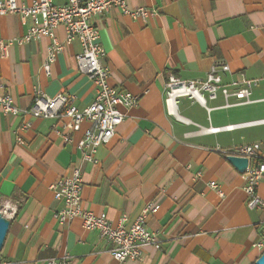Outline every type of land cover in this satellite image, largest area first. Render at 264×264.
<instances>
[{"label": "crops", "instance_id": "1", "mask_svg": "<svg viewBox=\"0 0 264 264\" xmlns=\"http://www.w3.org/2000/svg\"><path fill=\"white\" fill-rule=\"evenodd\" d=\"M4 1V0H0ZM33 0H18L30 4ZM62 3V0H54ZM131 8L157 10L149 20L133 19L114 7L92 21L107 51L110 83L139 95L116 134L97 151L96 163H82L76 143L84 122L66 143L58 120L0 111V210L10 218L0 264H50L70 255L71 264H256L264 250V207L247 206L245 180L229 160L237 149L258 144L264 163V0H127ZM32 24L17 14L0 16V37H23ZM66 42L63 25L55 28ZM51 39L12 44L0 57V95L28 109L35 90L49 97L75 95L80 108L90 105L96 85L77 67L82 47L69 42L47 74L43 69ZM227 63L231 74L257 84L252 102L225 107V98H179L176 116L168 112L170 75L204 79L214 65ZM233 100V99H232ZM232 126L231 128H226ZM215 129V130H212ZM23 143L18 142V137ZM82 168L83 204L106 213L113 226L127 217L130 226L148 203L159 205L147 216L161 248L146 246L143 259L119 262L112 244L80 218L60 224L63 202L51 185ZM217 181L224 195L211 188ZM264 200V178L258 186Z\"/></svg>", "mask_w": 264, "mask_h": 264}, {"label": "built area", "instance_id": "2", "mask_svg": "<svg viewBox=\"0 0 264 264\" xmlns=\"http://www.w3.org/2000/svg\"><path fill=\"white\" fill-rule=\"evenodd\" d=\"M118 7L123 13L133 19L149 20L157 15V10L147 7L131 8L127 0H33L30 4L19 3L18 0L0 1V16L17 14L23 22L32 20L27 33L16 40L18 44L49 37L51 43L43 63L44 71L49 74L51 65L57 55L69 42L78 40L82 50L77 55L78 70L87 75L96 85L93 102L85 108L75 104V95L58 94L49 97L41 89L35 90L34 98L28 109L18 107L9 94L0 95V111L5 114H30L33 117L58 120L56 132L66 143L74 142V134L80 131L84 122L90 126L84 136L77 141L76 147L82 163H96V154L100 146L108 144L116 134V127L125 120V114L119 106H135L140 99L129 91L119 90L110 83V69L106 62L107 51L100 43L99 30L92 21L93 17L101 16L110 9ZM63 25L66 31V42L58 40L55 28ZM0 37V57L8 56L9 48L16 43ZM230 73V66L225 63L214 65L204 79L183 80L170 75L166 83V104L168 112L176 114V104L179 98L187 97L197 100L207 107V99H216L219 94L225 98V107L252 102V90L257 84L254 79L240 73L224 81V74ZM3 84L0 82V89ZM233 99V100H232ZM227 126L226 128H231ZM215 130V129H212ZM18 142L23 143L19 136ZM258 144L243 146L233 155L248 159V167L242 172L245 180L244 190L247 194V206L251 209L263 208L264 200L258 194V186L264 178V163L259 160ZM71 176H63L51 185L54 196L63 202L55 217L60 224H67L80 218L88 230H97L101 237L112 244L111 253L119 262L126 260H142L143 249L146 246L161 248V240L148 227L147 216L157 213L159 205L148 203L130 226H125L127 217L123 216L118 226H113L106 213L95 214L83 204L82 168L77 166ZM211 188L219 195L224 192L217 181L209 182ZM264 250V237L258 243ZM71 257L65 254L61 259H51L50 264H71Z\"/></svg>", "mask_w": 264, "mask_h": 264}, {"label": "water", "instance_id": "3", "mask_svg": "<svg viewBox=\"0 0 264 264\" xmlns=\"http://www.w3.org/2000/svg\"><path fill=\"white\" fill-rule=\"evenodd\" d=\"M228 160L240 171L244 172L246 167H248V159L245 157H240L236 155H229ZM10 218L8 219L7 216L3 214L0 210V260H1V251L3 249L7 233L10 228ZM256 264H264V252L263 254L257 259Z\"/></svg>", "mask_w": 264, "mask_h": 264}]
</instances>
